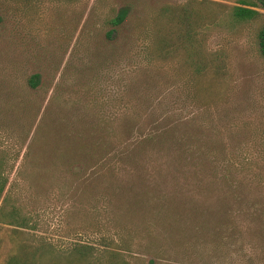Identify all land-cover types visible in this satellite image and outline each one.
I'll return each mask as SVG.
<instances>
[{
	"label": "rangeland",
	"instance_id": "1",
	"mask_svg": "<svg viewBox=\"0 0 264 264\" xmlns=\"http://www.w3.org/2000/svg\"><path fill=\"white\" fill-rule=\"evenodd\" d=\"M197 1L217 15L198 48L220 61L191 75L148 59L161 34L186 50L157 16L188 0H0L3 212L33 223L0 222V264H72L78 242L131 264H264V9L227 28L219 14L237 0ZM149 189L199 210L158 212ZM37 246L54 257H31Z\"/></svg>",
	"mask_w": 264,
	"mask_h": 264
},
{
	"label": "trees",
	"instance_id": "2",
	"mask_svg": "<svg viewBox=\"0 0 264 264\" xmlns=\"http://www.w3.org/2000/svg\"><path fill=\"white\" fill-rule=\"evenodd\" d=\"M205 3H213L208 0ZM202 2L197 0H188L186 4L179 7L164 6L159 10L157 19L159 22L165 20L166 22L176 20L175 33L180 37L179 39L185 43L186 50H170V43L168 38L164 35L158 36L154 50L148 51V59L154 61H178L185 67H188V73L197 75L209 68V65L214 64L215 61H220L217 53H206L205 50H199L200 43L198 26L202 23H215L213 19L217 15H211V12H206L196 6H200ZM195 4V5H194ZM224 10L219 14V19L216 25H222L227 28H234L249 23L252 20L261 18L262 14L259 9H264V0H237L234 5L224 6ZM128 14L127 8H120L112 17L107 19L106 24L111 26V32L120 26ZM174 16H177L175 19ZM255 41L257 44V51L261 57L264 58V22L260 23L255 32ZM181 52V53H180ZM212 66V65H211ZM218 67V65H216ZM39 83V75L33 74L28 78V85L31 88H36ZM146 139V138H145ZM144 139V140H145ZM104 150V148H102ZM107 154V152H105ZM94 155V154H93ZM5 158L0 154V222L16 227H33L30 216L28 219L21 212H18L16 206H11L9 212H3L7 196L2 198L4 188L7 183L4 167ZM230 187V186H228ZM143 199L146 203H151L154 209L158 212L167 210L174 212H198V205L192 200V197L180 199L171 202L170 205L167 200L162 199L161 193H157L153 189L144 190L142 192ZM213 208V207H210ZM211 212H214L213 210ZM219 212V211H218ZM31 257H38L44 259L45 257L52 258L48 254L45 247H36L29 251ZM48 255H47V254ZM72 264H131L125 257L124 252L119 249L112 248L107 244L93 245L86 242H78L74 244L71 249Z\"/></svg>",
	"mask_w": 264,
	"mask_h": 264
}]
</instances>
